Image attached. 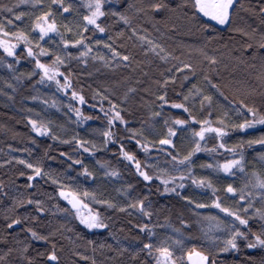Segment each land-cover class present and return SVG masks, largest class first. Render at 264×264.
<instances>
[{
    "label": "trees",
    "instance_id": "obj_1",
    "mask_svg": "<svg viewBox=\"0 0 264 264\" xmlns=\"http://www.w3.org/2000/svg\"><path fill=\"white\" fill-rule=\"evenodd\" d=\"M86 2L87 0H60V3H54L53 0H40V4L35 5L32 0L27 3H20V0H0V5L14 7L13 14L0 8V21L13 20L14 26L6 25V30L25 31L33 41L29 46L34 51L39 50L36 47L39 42L40 47L48 50V55L41 57V61L45 63H51L54 55H60L65 61L60 66V71L68 76L71 88L84 97V105L80 107L72 98L71 92L58 89L52 81H41L38 70L28 76L27 73L33 72L35 60L27 56L22 43L16 52V56L20 57L19 62L0 49V256L8 253L9 249L13 250L5 257V264H27L20 252L24 245H28L25 255L32 258L33 264H56L48 260V253L53 251V245L59 264H92L93 261L95 264H154L153 258L146 251H139L143 243L149 242L148 234L137 227L139 224L154 227L155 235L151 238L154 244H159L169 236L175 237L174 229H181L183 251L180 245H172L174 259L183 255V262L177 259V264H187L186 252L192 246L206 254L214 253L212 258L216 264H264V249H249L244 240L238 242V250L218 252L212 242L205 239L202 229L206 222L202 218L219 215L223 220L224 214L211 207L195 209L197 203L211 205L214 196L211 189L192 184L191 177H206L225 206L236 208L239 203L243 207L238 196L233 198V194L224 192L228 184L241 187L246 182L243 174L237 170L233 176L201 167L202 164L223 162L225 158H236L232 153L224 149H218L215 153H195L191 159L192 172L187 173L185 168L186 179L180 181L185 187L176 189L179 195L164 193L163 185L156 180L143 181L133 165L120 154V145L123 144L125 150L132 152L142 163L158 164L159 168H168L178 175L167 163L171 158L166 155V151H171L173 155H185L194 143L192 132L194 129L199 130L198 124L190 122L187 126H174L175 135L171 139L175 147L169 145L160 149L151 146L147 153L136 145L128 129L142 132L143 136L138 135L136 139L155 145L161 138H166L165 120H168V126H173L175 118L188 119V114L182 109L172 108V103H184L198 120L208 117L215 121L227 111L229 117L226 123L229 125L243 119L230 108V101L243 98L257 106L264 103V96L261 95L264 86L257 79L264 70V49L256 47V42L264 34V16L258 14L251 18L242 8L237 7L233 21L228 26L222 27L210 22L216 31L209 28L202 32L198 30V22L184 15L188 10L177 7L183 0H164L174 10L165 9L160 12L147 9L136 11V8L145 7L150 0H111L104 10L127 9L126 14L131 18L132 27L137 29V33L133 35L131 28L117 17H101L98 23L105 27V32L94 31L89 25L88 30L82 33L85 42L92 48L89 56L82 61L79 58V52L84 50L82 46L73 47L69 44L65 50L62 42L79 39L81 34L69 37L60 19L67 20L88 14L84 6ZM128 3L134 7L127 8ZM61 4L65 7L70 5L69 11L64 12ZM259 4L257 3L258 7ZM49 9L61 35L49 33L41 40L38 30H34L32 24L36 16ZM19 13L24 15L17 21L15 14ZM200 22H208V18L201 16ZM235 28H244L250 33L254 29V39L250 40L242 33L231 30ZM139 35H146L161 44L178 59L162 61L153 53H146L144 48L147 45L141 44L137 39ZM208 36L213 39L208 40ZM97 40L102 43L97 45ZM247 43L253 44V48L245 49L243 46ZM106 44H111L120 56L113 59V53L105 47ZM200 48L209 56H215L218 63L209 65L197 51ZM69 52L72 54L71 58L67 56ZM125 55L129 57L128 61L122 59ZM93 56H103L104 60L93 59ZM182 62L190 63L193 69H183ZM10 63L13 65L12 69L7 67ZM177 68L182 70L177 71ZM205 75L228 100L211 87L204 79ZM185 76L188 79H184ZM171 77L174 79H170ZM165 80H168L166 85ZM193 85L202 89L203 95L212 97L211 108L205 104L201 109L200 94L189 93ZM101 94L108 100L102 101ZM161 95L165 96L167 103L159 100ZM185 95L189 97L187 101H184ZM109 100L118 105L116 110L121 112L126 123L114 122V127L110 129L114 133L113 139L105 144L102 133L109 128L100 109L103 107L109 110ZM69 106L79 108L84 116L92 119L81 123L75 113L69 110ZM156 112L160 115L153 116L152 113ZM209 113L212 115L209 116ZM32 120L37 121L38 126L41 123L47 125L50 134L41 135L33 131L30 123ZM262 134L264 126L257 125L255 129L246 130L245 133L229 131L223 142L231 147ZM53 135L57 139H53ZM73 137L86 141L84 147L90 151L84 152ZM216 145L214 134H208L206 140L201 142V148ZM243 151L247 172L253 169L264 170V162L259 159L264 147H249L245 144ZM20 160L40 167L47 175L35 176L26 164L19 163ZM77 160L81 163L76 164ZM85 168L92 176L84 174ZM113 170L118 171L117 176L105 174ZM29 176H33L31 181L28 180ZM61 187L65 191L81 194L87 191L94 194L95 200L83 196L81 199L94 212L100 213L108 227L91 231L82 225L76 218L75 210L59 195ZM144 197H147L146 210L152 212L150 218L143 216L138 209L127 207L134 199ZM183 197H188L195 203H189ZM29 200L33 203H27ZM36 200L41 202L43 212L38 211L34 203ZM98 200H108L115 206L108 207L97 203ZM255 206H261L259 200L255 202ZM121 208L125 210L121 211ZM249 215L251 216V212ZM16 218L20 219V223L9 229L7 225ZM181 220L186 223L182 225ZM261 223L264 222L254 218L250 221V227L253 231H258ZM28 228L48 239L36 240L27 231Z\"/></svg>",
    "mask_w": 264,
    "mask_h": 264
},
{
    "label": "snow or ice",
    "instance_id": "obj_2",
    "mask_svg": "<svg viewBox=\"0 0 264 264\" xmlns=\"http://www.w3.org/2000/svg\"><path fill=\"white\" fill-rule=\"evenodd\" d=\"M28 0H20V3H27ZM35 5L40 4V0H32ZM54 3H60V0H53ZM111 0H87L85 3V7L88 10V14L83 16L84 29L83 31L88 30V26H92L93 30H98L103 33L106 31L105 27H102L98 20L101 17H105L106 15L114 16L122 21L124 25L131 28L133 35H136L137 29L132 27L131 18L126 14V11H115L113 9H109L107 12L104 10L106 4H109ZM243 5H238L236 0H183L181 5H177V7L183 9H187L184 15L192 20L198 22V30L202 32H206L209 28L212 31H216V28L210 23L215 22V25L228 26L233 21V15L235 9ZM64 12H68L70 5L65 7L61 4ZM134 5L131 3L127 4V8H133ZM0 8H3L9 14L14 13V7H8L6 5H0ZM145 9L152 12H160L162 10H174L170 8L169 3H165L164 0H150L149 3L145 5L143 8H136V11H145ZM256 13V8L252 7L247 9ZM190 13V15H189ZM261 16H264V0L259 4L258 13ZM24 13L15 14V20H21ZM202 17H207L208 22H200ZM264 23V21H262ZM6 25L14 26L12 19H7L5 21H0V49L8 57H15L16 61L19 62L20 57L16 56V50L18 44L22 43L24 50L27 53V56L30 58H34L35 66L33 72L27 73L28 76L33 75L34 72L38 70L40 75V80L44 81H52L56 84L57 88L60 90H65L70 88V81L68 76H65L60 71V66L64 64V59L56 54L52 59L51 63H43L41 62V57L48 55V50L40 47L39 42L36 43V47L39 49L38 51H34L33 47H30L33 41L29 38V35L22 30L16 31H7ZM67 28V26H65ZM32 28L34 30H38L40 39L43 40L49 33H55L56 35H61L59 27L55 19L53 18L51 9L46 12H42L40 15L35 17V21L32 24ZM70 30V29H69ZM233 31H237L242 33L243 36L248 37L250 40L254 39L255 30H252V33L245 30L244 28H235L231 29ZM131 38V37H129ZM137 39L141 42L142 45H147L144 48L146 53L151 52L156 55L160 60L167 61L169 58L178 59V57H173L171 52L167 51L161 44L154 42L149 39L146 35H139ZM208 40L213 39L212 36L207 37ZM63 45L65 50L71 44L73 47L82 46L83 51L79 52V58L84 61L86 57L92 52V48L89 44L85 42L84 35H80L79 39L76 40H63ZM97 45L102 42L97 40L95 41ZM105 47L110 49L113 53V59L120 56V53L116 51L115 48L112 47L111 44H106ZM245 49H252L253 44L247 43L243 46ZM256 47L259 49H264V34H261L259 40L256 42ZM203 56L204 60H206L209 65H215L218 63V60L215 56H209L203 48L197 49ZM68 58L72 57V54L67 53ZM255 56V53H253ZM93 59L104 60L103 56L96 57L93 56ZM2 59V57H0ZM122 59L124 61H128L129 57L127 55L123 56ZM9 69L13 68V65L10 63L7 65ZM183 69L192 70L193 66L190 63L182 62ZM181 68H177V71H181ZM58 77H63V84H61L60 79ZM19 78V77H18ZM170 79H174L171 77ZM184 79H188L187 76ZM204 79L211 84L208 76L205 75ZM257 79L261 81V85L264 86V70L258 75ZM168 83V80L164 81V85ZM163 86V85H162ZM211 87L216 89L220 96L224 97L225 100H228V97L224 96V93L220 91L219 87L215 84H211ZM129 91H134L133 89H129ZM189 93L191 95L200 94L201 101V109L204 108L205 104H207L208 108L212 107V97L210 95H203V90L197 88L195 85L192 86V89H189ZM72 98L74 100H78L79 102H84V97L79 95L77 92H72ZM264 96V92L261 93ZM189 99L188 95L184 96V101ZM101 100H108L106 96L101 94ZM159 100L167 103V100L164 95L159 97ZM47 103V101H45ZM55 103V102H53ZM109 110H105L101 107L100 111L103 112L105 119L107 120V125L109 130L103 131L102 135L104 137V143L107 144L109 141L113 139L114 133L110 130L114 127V122H119L121 124H125L126 121L121 115L120 111H117L118 105L113 103L112 101H108ZM230 108L239 116H242L243 119L240 120L239 123H231L230 125L226 123V119L229 117V113L225 111L222 117H217L215 121L212 119L205 117L204 119H197L194 116L188 107L185 106L184 103H172L171 107L174 109H182L184 113L188 114V119H180L175 118L172 121L173 126H168V120H165V125L167 126V134L166 138H161L158 141V144L151 145L149 142H144L142 139H136V137L143 136L142 132H138L134 129H128L131 137L135 139L136 145L141 148L145 153H147L151 146H156L160 149H164V146H173V141L171 139L172 136L175 135V127L179 125L187 126L190 122H195L199 125V130H193L192 135L194 139V143L190 150L183 156L179 153L173 155L171 151H166V155L171 159L167 161L168 164L172 166V170L178 175L173 174V171H170L168 168H159L158 164H148L147 162L142 163L136 156L129 151H126L124 145H120V154L121 156L132 162V165L135 167L136 172L139 177H142L143 181L148 182L153 179L159 180L163 185L164 193H176V189H183L185 187L184 183H178V181H184L186 179V174L184 169L186 168L187 173L192 172L191 167V159L195 153L206 151L209 153H215L218 149H224L228 153H232L236 158H225L223 162L216 161L215 163L202 164V168L212 169L213 171H222L224 173H228L230 175H235L237 170L243 174L246 178V182L239 188L234 187L232 184H228L224 189L226 194H233V198L236 196L239 197V201L243 202V207L239 206V203L236 208L227 207L224 205L221 197L216 195V189L212 186L211 182L206 177H201L196 179L195 177H191V182L194 185H198L202 188H209L212 191L214 198L211 200V205L197 203L195 204V209H207L209 207L215 208L219 210L220 213L224 214V219L222 220L219 215H209L204 216L202 219L206 222V226L202 231L204 232L205 239L210 240L212 242V246L217 249L218 252L224 253L230 250H238L239 249V241H246L245 246L249 249H264V223L260 224L258 231H253L250 227V221L254 218H258L259 221L264 222V170H255L253 169L250 172L245 170V157H244V145L247 144L249 147L253 145H260L264 147V134L260 135L257 138L248 139L247 141H242L239 145H233L228 147L224 142V138L228 137L229 131H239L245 133L246 130L255 129L257 125L264 126V103L260 106H257L254 102L249 103L246 102L245 99H240L239 101L232 100L229 102ZM69 110L75 113V116L78 121L83 123L85 120L92 119L89 116H84L79 108H72L69 106ZM111 113V114H110ZM153 116H159L160 113H152ZM212 113H209L211 116ZM32 124L33 131L41 135L50 134V129L47 125L41 123L39 126L37 125V121H30ZM208 134H214V138L217 141V145L212 148H201V142L206 140ZM53 139H57L55 135H53ZM74 142L83 148L84 152H89V148L84 147L86 141H81L79 139H75L73 137ZM67 143V141H65ZM95 147V145H93ZM259 159L264 162V152L259 154ZM19 163L26 164L27 168L32 169L35 176L47 175L43 170L35 166L32 163H27L24 160H20ZM76 164H80L81 161H75ZM146 169V170H145ZM153 169L155 171L153 172ZM152 172V174H150ZM84 174L86 176H92V173L88 171L87 168L84 169ZM106 175H111L113 177L118 175V171L113 170L110 173H105ZM23 175V173H21ZM33 176H29L28 180L31 181ZM53 183H58V181H53ZM171 185V186H170ZM129 188L131 185L128 186ZM179 195V193H176ZM59 195L63 197L69 205H71V209L75 210L76 218L79 219L80 223L84 225L87 229H100L107 228L108 226L105 224L103 218L100 213L92 212L89 209L87 215L82 214L81 209L87 208L88 205L83 203L81 196L83 197H91L93 200L96 199L95 195L89 193L87 191L82 194L76 191H65L64 187H61ZM147 197L134 199L133 202L127 207L132 209H138L143 216L151 217L152 212L146 210L145 200ZM184 200L189 201V203H195L190 201L188 197H183ZM259 200L261 203L260 207L255 206V202ZM27 203H33V201L29 200ZM37 206L38 211L43 212L44 208L41 206V202L39 200L34 201ZM97 203L105 204L108 207H114L110 201L108 200H98ZM124 211V208L120 209ZM61 211H69L68 209H61ZM251 212V216L249 213ZM199 215V213H196ZM228 221V222H226ZM20 219H12L11 223L7 225L9 229L12 228L13 225L19 224ZM180 223L184 225L186 221L181 220ZM141 232H146L149 237V242L143 243V246L139 251H146L149 256H151L154 260V264H177V259L183 262V255L179 258L174 259V252L172 249V245H180L183 251L184 246V238L180 228L174 229L176 236H169L166 240L161 241L159 244H154L151 242V238L154 237V227L150 224H139L137 225ZM27 231L31 234L33 238L36 240H47V236H41L36 231L31 228H28ZM179 237V238H177ZM169 241L171 243H169ZM89 243H92L89 241ZM103 247V245H101ZM110 247V246H109ZM12 249L8 250V253L12 252ZM28 251V245H24L23 249L20 250L21 257L24 259L27 264H33V260L31 257L26 256L25 254ZM5 253L0 256V264H5V257L8 255ZM79 255V253H77ZM187 264H216L214 258H212L215 254L208 253L206 254L204 251L197 250L195 246L187 249ZM87 259V258H85ZM49 262H56L59 264V258L55 252V246L53 245V251L48 253ZM95 264V261L92 262Z\"/></svg>",
    "mask_w": 264,
    "mask_h": 264
},
{
    "label": "rangeland",
    "instance_id": "obj_3",
    "mask_svg": "<svg viewBox=\"0 0 264 264\" xmlns=\"http://www.w3.org/2000/svg\"><path fill=\"white\" fill-rule=\"evenodd\" d=\"M236 2L238 5H243L242 7H240V6H238V7L242 8L246 12V14H248L249 17L255 18L258 16V14H257L258 13L257 3H261L262 0H236ZM252 7L256 8V13H253L252 11L247 10L249 8H252ZM205 18H207V17H205ZM60 23L63 24L64 26H67L66 30H67V34L69 37L73 36V35L77 36V35H80L84 32L83 31V29H84L83 17H77L76 16V17H71L70 19H67V20L60 19ZM222 27H225V26H222ZM19 47H20V45L18 44L17 50L19 49ZM17 50H16V52H17ZM41 62H43V61H41ZM43 63H45V62H43ZM58 78L60 79L61 84H63V77H58ZM64 91L72 93L74 90L70 86V88L65 89ZM76 102L79 104L80 107H82L84 105V102L81 103L78 100H76ZM129 163L132 164V162H129ZM153 180H156V179H153ZM156 181L160 182L159 180H156ZM148 182H151V181H148ZM178 183H180V181H178ZM83 203L86 204L84 201H83ZM86 205H88V204H86ZM89 209H91V207L89 205L87 208H82L81 209L82 214L87 215L89 212ZM92 212H94V211L92 210ZM94 213H96V212H94ZM101 229H103V228L89 229V230L93 231V230H101Z\"/></svg>",
    "mask_w": 264,
    "mask_h": 264
},
{
    "label": "water",
    "instance_id": "obj_4",
    "mask_svg": "<svg viewBox=\"0 0 264 264\" xmlns=\"http://www.w3.org/2000/svg\"><path fill=\"white\" fill-rule=\"evenodd\" d=\"M186 260H187V256H186Z\"/></svg>",
    "mask_w": 264,
    "mask_h": 264
}]
</instances>
